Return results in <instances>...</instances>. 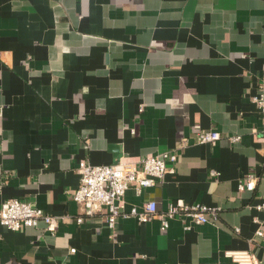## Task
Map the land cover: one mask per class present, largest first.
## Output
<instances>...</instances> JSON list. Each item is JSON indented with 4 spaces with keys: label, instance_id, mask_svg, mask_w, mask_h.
<instances>
[{
    "label": "crops",
    "instance_id": "0c3cea01",
    "mask_svg": "<svg viewBox=\"0 0 264 264\" xmlns=\"http://www.w3.org/2000/svg\"><path fill=\"white\" fill-rule=\"evenodd\" d=\"M262 79L264 0H0V203L60 216L54 232L0 223V264H235L225 249L264 264ZM211 128L216 142L193 139ZM165 149L174 171L128 189L126 206L182 198L215 219L110 226L72 198L80 163ZM247 173L255 186L240 190Z\"/></svg>",
    "mask_w": 264,
    "mask_h": 264
},
{
    "label": "built area",
    "instance_id": "2783aa9c",
    "mask_svg": "<svg viewBox=\"0 0 264 264\" xmlns=\"http://www.w3.org/2000/svg\"><path fill=\"white\" fill-rule=\"evenodd\" d=\"M258 87L259 91L252 95V100L264 118V79L259 81ZM142 108L140 105L139 111ZM1 110L0 107V114ZM221 136L219 130L211 128L196 130L193 139L196 142L214 143ZM228 138L234 142L239 140L240 136L232 134ZM188 141V136H183L181 145H186ZM176 160V149H165L148 152L142 156L122 154L117 160L109 163L82 162L78 166L79 183L72 192V198L81 205L85 214L104 212L110 226L114 225L119 216H132L139 222L157 216L162 229L167 227L172 217L188 218L194 222L215 219L214 208L200 202L187 203L182 198L173 199L161 211H158L154 199L142 201L140 205L126 206L125 194L128 189L133 188L135 193L139 194L146 187L162 183L164 175L174 171ZM210 173L216 174L217 171L211 169ZM256 178L253 173H247L244 181L238 183V189H253ZM254 207L264 214V197L255 202ZM59 220V215L43 211L27 199L8 197L0 203V223L11 229L36 226L42 221L47 231L54 232ZM77 220H82V216L78 215ZM257 234H261V231L257 230ZM70 250L74 251L75 248ZM223 254L235 264H260L256 253L251 249H225Z\"/></svg>",
    "mask_w": 264,
    "mask_h": 264
}]
</instances>
